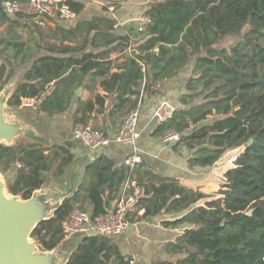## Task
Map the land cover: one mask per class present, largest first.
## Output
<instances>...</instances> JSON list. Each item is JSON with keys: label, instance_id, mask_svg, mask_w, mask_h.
Wrapping results in <instances>:
<instances>
[{"label": "trees", "instance_id": "16d2710c", "mask_svg": "<svg viewBox=\"0 0 264 264\" xmlns=\"http://www.w3.org/2000/svg\"><path fill=\"white\" fill-rule=\"evenodd\" d=\"M68 3L77 14L84 10L79 1ZM145 14L151 22L142 32L119 33L115 19L107 16L69 28H42L9 16L0 3V27L6 25L0 31V92L26 67L9 106L34 99L37 114L54 116L76 103L75 124L89 125L95 114H105L119 130L146 97L165 95L169 82L194 63L180 106L159 121L153 135L178 133L169 144L179 154L184 148L190 152V168L212 167L228 151L240 149L234 166L213 197L182 178L143 168V162L130 167L101 155L87 166L74 195L31 236L42 250H54L66 238L64 222L74 209L93 217L105 214L137 186L133 210L127 212L132 223L181 214L163 224L188 226L165 245L169 257L155 264H264V0H158ZM19 28L34 37L23 40ZM228 39L232 42L226 44ZM115 51L122 61L111 57ZM98 83L105 94H94ZM81 86L94 96L81 99L75 93ZM95 130L109 134L106 127ZM73 159L64 144L26 137L0 143V173L9 193L23 199L49 178L63 176ZM113 237L83 234L66 264H134Z\"/></svg>", "mask_w": 264, "mask_h": 264}, {"label": "crops", "instance_id": "0c3cea01", "mask_svg": "<svg viewBox=\"0 0 264 264\" xmlns=\"http://www.w3.org/2000/svg\"><path fill=\"white\" fill-rule=\"evenodd\" d=\"M76 1L84 4V10L77 14L74 20L53 19L48 21L45 26L41 27L55 28L57 25H60L69 28L81 20H91L94 17L107 16L115 19V24L120 23L119 27H114L115 31L119 33H131L133 29L138 28V18L142 14H145V10L148 8L149 4L158 0ZM4 2L5 0H0V3H3V7ZM9 16L20 17L18 15ZM29 22L38 25L34 21ZM2 27H4L5 31L6 25ZM22 29L27 28H19L20 33ZM30 33L33 38V33ZM131 50V48H128L126 50V54H130ZM121 54L122 53L120 51H115L111 54V57L118 58ZM122 60L123 58L120 57L119 61ZM193 70L194 63H191L185 70L169 82V90L165 95L157 96L154 99L146 97L144 102L141 103V117L139 124L141 138L138 144V149L142 156V162L144 163L143 168H148L151 171L162 175L179 178L185 175V177L190 178L192 177L194 170L199 168H190L187 164V159L182 157L181 154L173 151L171 144H164L161 141V137L153 135V132L159 123V120L155 116L157 107L163 100L171 102L173 97L176 95L181 96L183 93L187 92L186 84L188 79L193 75ZM79 88H82V92L77 93L76 90L75 93L83 100L92 98L96 93H106L101 88L99 83L96 86L94 94L93 92L85 89L83 86ZM179 98L177 100L178 102H176V106H180ZM76 106L77 104L74 103L68 111L54 116L37 114L34 110L33 118L35 119H32L31 122V124L36 127L33 128V138L31 139L39 142H48L50 144L68 145L74 154V159L66 169L64 175L58 178L51 177L47 180L46 184V186H50V188L66 193L67 195H74V193L80 188L87 166L95 162L101 155L114 159L118 165L129 166L127 159L133 153L131 146L120 143H113L101 150H93L85 146L83 142L76 138L73 134V126L75 124L73 116ZM118 124L115 126L112 119L105 114H95L89 123V125L95 129H105L106 127L109 134H113L117 131ZM133 185H135V182H133ZM138 192L139 187L136 186L134 194H131V191H127L121 195V197L114 200L112 204L116 207L119 201L124 197L132 198L134 203L136 197L135 195H137ZM130 210H133V207ZM143 213L144 210L139 212L140 215ZM177 217L179 216L167 218L163 215H158L135 221L132 223V227L129 231L124 234L114 236L113 238L118 243L119 248L124 255L133 257L134 264H155L159 260L169 257V254L165 251V245L168 242L175 240L177 236L182 233L183 229L188 227L186 225H182L180 227H166L163 224L164 220H174ZM83 234L84 233H77L73 236L66 237L65 240L58 246V251L63 255V257L66 258L71 254V252H73ZM64 243L66 244V248H62Z\"/></svg>", "mask_w": 264, "mask_h": 264}, {"label": "built area", "instance_id": "2783aa9c", "mask_svg": "<svg viewBox=\"0 0 264 264\" xmlns=\"http://www.w3.org/2000/svg\"><path fill=\"white\" fill-rule=\"evenodd\" d=\"M4 9L9 15H20L25 20L34 21L40 26H45L53 19L74 20L77 13L70 7L68 0H5ZM138 31H144L151 22L149 15L142 14L138 18ZM120 23L115 24V28ZM24 104L35 103L34 99H24ZM175 106L168 100H163L155 111V116L159 121L169 118ZM140 108L127 115L122 127L113 134H105L95 130L90 125L76 123L73 126V134L80 139L85 146L93 150H101L113 143L126 144L132 147L133 153L128 157L127 163L134 167L142 162V156L138 149L141 138ZM165 141L178 139L179 135L173 130L163 134ZM133 205L132 198H122L118 205L111 211L95 217L88 211L74 209L70 217L64 222V232L66 237L77 233H92L93 231L118 236L126 233L132 227V222L127 217V212Z\"/></svg>", "mask_w": 264, "mask_h": 264}, {"label": "water", "instance_id": "95a60500", "mask_svg": "<svg viewBox=\"0 0 264 264\" xmlns=\"http://www.w3.org/2000/svg\"><path fill=\"white\" fill-rule=\"evenodd\" d=\"M76 92L81 93L82 88ZM12 94L6 86L0 92V143L13 144L20 137L33 138V125L9 116L11 106L8 102ZM46 184L31 197L23 199L9 193L0 173V264H66L69 260L73 252L65 258L58 247L42 250L31 236L42 221L54 216L65 198L73 195Z\"/></svg>", "mask_w": 264, "mask_h": 264}, {"label": "rangeland", "instance_id": "374dc122", "mask_svg": "<svg viewBox=\"0 0 264 264\" xmlns=\"http://www.w3.org/2000/svg\"><path fill=\"white\" fill-rule=\"evenodd\" d=\"M0 30L4 31V27H1ZM21 33L23 35L22 36L23 40H28L30 39V37H32V34L27 29H22ZM230 42H232V40L228 39L226 41V44ZM25 70H26V67L19 68L15 77H13L6 85V88H8L11 91V93L14 92L17 85L23 80L22 77L24 75ZM179 97L180 96H177V95L173 97V99L171 100V104L173 106L176 107V102H178L177 100ZM33 113H34V104L33 105L22 104L20 107H15V108L11 107L9 109V116L11 118L24 121L25 123L31 126H32L31 124L32 119L33 120L35 119L33 118V115H34ZM34 127L35 126H33V128ZM160 137L162 139L161 141L164 144L173 143L176 140V138H173L172 140L165 141L163 138V135ZM239 152H240V149H234V150L228 151L226 154L222 156V158L214 166L207 167V168L199 167L196 170H194V172L192 173L193 174L192 177L187 178L185 177L186 176L185 175V176H181V178L184 180L186 184L191 185V186L201 187L206 193L215 197L220 188L221 182L224 180V175H225L226 170L234 166V159L236 158ZM189 155H190V152L186 148L182 149V154H181L182 157L187 159ZM162 215L167 218H173L175 216H180L181 214H175V215L162 214ZM62 248H66L65 243L62 246Z\"/></svg>", "mask_w": 264, "mask_h": 264}]
</instances>
